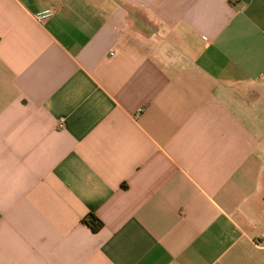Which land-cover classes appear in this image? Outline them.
Returning <instances> with one entry per match:
<instances>
[{
  "label": "crops",
  "instance_id": "obj_1",
  "mask_svg": "<svg viewBox=\"0 0 264 264\" xmlns=\"http://www.w3.org/2000/svg\"><path fill=\"white\" fill-rule=\"evenodd\" d=\"M0 264H264V0H0Z\"/></svg>",
  "mask_w": 264,
  "mask_h": 264
},
{
  "label": "trees",
  "instance_id": "obj_2",
  "mask_svg": "<svg viewBox=\"0 0 264 264\" xmlns=\"http://www.w3.org/2000/svg\"><path fill=\"white\" fill-rule=\"evenodd\" d=\"M92 232H97L102 227V222L93 214H90L85 220Z\"/></svg>",
  "mask_w": 264,
  "mask_h": 264
},
{
  "label": "built area",
  "instance_id": "obj_3",
  "mask_svg": "<svg viewBox=\"0 0 264 264\" xmlns=\"http://www.w3.org/2000/svg\"><path fill=\"white\" fill-rule=\"evenodd\" d=\"M52 15H53V10L52 9H45V10H43V11H41V12H39L37 14V19L44 20V19H46V18H48V17H50ZM61 125L62 124H60V126Z\"/></svg>",
  "mask_w": 264,
  "mask_h": 264
}]
</instances>
